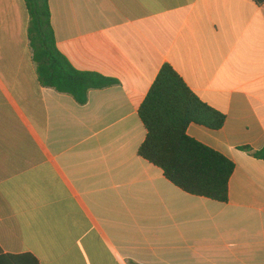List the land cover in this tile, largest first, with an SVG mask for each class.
I'll return each instance as SVG.
<instances>
[{"label":"crops","instance_id":"1","mask_svg":"<svg viewBox=\"0 0 264 264\" xmlns=\"http://www.w3.org/2000/svg\"><path fill=\"white\" fill-rule=\"evenodd\" d=\"M59 51L118 81L86 105L44 87L25 0H0V264H264V4L49 0ZM170 65L224 126L187 135L235 164L229 201L183 192L139 155ZM33 257V258H31Z\"/></svg>","mask_w":264,"mask_h":264},{"label":"trees","instance_id":"2","mask_svg":"<svg viewBox=\"0 0 264 264\" xmlns=\"http://www.w3.org/2000/svg\"><path fill=\"white\" fill-rule=\"evenodd\" d=\"M29 13L28 38L39 81L44 87L71 95L78 104L86 105L89 93L118 84L117 80L93 72L75 69L59 51L51 24L49 0H25ZM263 5L264 0H253ZM147 135L139 155L163 170L177 188L193 196L220 203L229 201V182L235 164L224 155L187 135L191 124L219 130L226 117L204 103L170 65H165L139 109ZM264 161V149L253 152ZM33 258V257H31ZM21 257L4 256L0 262ZM34 262L38 264L37 260Z\"/></svg>","mask_w":264,"mask_h":264}]
</instances>
